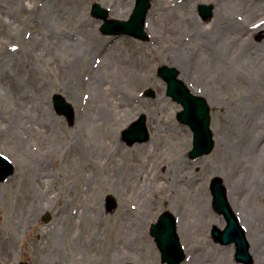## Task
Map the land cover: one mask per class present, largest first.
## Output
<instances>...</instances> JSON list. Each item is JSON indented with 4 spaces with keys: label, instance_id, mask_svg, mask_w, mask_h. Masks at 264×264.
Instances as JSON below:
<instances>
[{
    "label": "rangeland",
    "instance_id": "obj_1",
    "mask_svg": "<svg viewBox=\"0 0 264 264\" xmlns=\"http://www.w3.org/2000/svg\"><path fill=\"white\" fill-rule=\"evenodd\" d=\"M218 1L228 5H223L224 18L220 17L221 25L218 22L221 31L232 30L230 26L237 23L233 26L234 40L222 48L223 40L209 35L214 16L219 17L221 10L217 0H155L147 20L148 42L104 36L100 32L102 22L91 16L92 5L99 3L110 10L111 19L127 20L135 0H0V11L4 12L0 22H5L0 25V153L16 167L13 177L0 182L1 264H68L75 250L71 242L74 224L90 207H95L93 211L101 213L104 220L92 234L98 245L80 252L84 264H163L150 227L166 211L183 215L202 185L208 192L206 209L215 220L206 225L205 232L194 233L190 239L179 230L187 255L182 264H192V260L197 264H222L224 258L231 264H240L235 259V246H222L211 236L214 226L224 228L226 222L213 210L210 183L215 178L225 182L228 176L224 172L226 164L218 160L220 138L241 147L248 143V137L253 150V144L256 146L260 140H250L248 135L252 123L247 121L252 115L260 116V130L264 133V86L253 81V88H247V69L242 60L238 61L245 52L257 55L264 65V0H229L231 4L228 0ZM202 4L217 7L209 21L198 14ZM243 43L248 46L245 51ZM184 46L188 47L184 64H173L172 52ZM120 52L126 54L119 61L123 72L115 74L113 57ZM212 61H221L230 69L229 76L212 74ZM164 65L176 68L181 80L205 97L211 107L216 147L196 161L189 158L192 132L177 120L181 107L167 97L166 84L158 77V69ZM96 81L110 98L123 95L124 100L136 105L126 117L104 123L101 135L107 142L115 139L116 143L108 144L98 154L92 131L88 126L84 129L86 119L80 117L95 106L91 104V83ZM147 89L153 90L154 98L143 96ZM55 94L64 96L72 105V126L57 114ZM101 108L106 110L108 105L96 104L95 110ZM141 114L148 117L151 139L127 146L121 133ZM240 124L244 129L236 134ZM50 125L58 127L57 132L48 131L45 136L34 135L28 129L34 126L47 130ZM73 159L74 164L80 159L75 169L71 167ZM238 164L235 176L240 174L242 185L237 190L244 197L254 189L250 177L257 164L249 158H240ZM86 165L99 167L97 186L90 188L88 200L84 196ZM114 166L118 173L111 180ZM36 170L45 185L34 181ZM138 173L143 177L141 181L135 179ZM162 185L168 186L165 195L159 190ZM110 195L116 200L113 213L106 209ZM29 205L30 219L23 214ZM45 213L53 216L47 224L42 220ZM131 215L141 224L135 229V241L122 249L118 226L126 216L131 220ZM62 219L64 226L59 224ZM19 224L20 228H16ZM57 225L63 226L57 244H44ZM10 232H15L14 239L10 240ZM261 240L260 261L264 264V237ZM222 254L226 255L223 260Z\"/></svg>",
    "mask_w": 264,
    "mask_h": 264
},
{
    "label": "bare ground",
    "instance_id": "obj_2",
    "mask_svg": "<svg viewBox=\"0 0 264 264\" xmlns=\"http://www.w3.org/2000/svg\"><path fill=\"white\" fill-rule=\"evenodd\" d=\"M27 1L31 3L34 0H27ZM230 1L228 0V4L232 3ZM232 1L242 2V0H232ZM224 4L223 5L225 7H228L226 2ZM237 4H240V3H237ZM20 5H23V3L20 2ZM216 5L217 7L221 8V10L219 9V13H218L219 17L218 16L215 17L213 14L214 19H213V23L210 25V28H209V35L217 36L219 39L223 40L224 43L221 46L222 48L234 40L235 33H234L233 26H237V23L234 22L235 24H232L230 26L232 27V30L222 29L221 31L220 26L218 25V22H220V25H221L222 20L220 19V17L224 18L223 13H224L225 7L222 5V2L220 3L218 0L216 2ZM258 7L259 5L256 8ZM166 10H168V8H164V11ZM3 16H4V12L0 11V21L3 19ZM3 24H5L4 21L0 22V25H3ZM67 45H74V44L68 43ZM185 47L188 48L187 46H184L181 48V50H175L174 52H172L173 64H178V65L184 64L188 56L187 53L185 52ZM245 47H248V46L246 45V43H243L242 51H245ZM254 52L258 53V51H254ZM124 55L126 54H124L123 52H120V54H117L113 57V62H112V70H113L112 72L113 73L119 74L121 71L123 72V68L120 67L119 61L120 59H122V56ZM257 57H258L257 55L251 56L250 54H247V53L245 54L244 52V56L240 57L241 59L239 58L238 60V61L242 60V63H243L242 66H244V68L247 69L246 71L244 68H242V70L244 69L245 71L244 74L246 73L245 77L246 78L248 77V80L245 83H246V87L249 89H252L253 85H255L253 81H256V83L260 82L261 85L264 86V65L259 63ZM213 62L214 61L210 63L211 64L210 66H212L210 68L214 70L212 74L215 73L214 75H218V76L221 75L222 77L229 76L230 69L224 67L221 61L216 62L214 64ZM238 71L240 73L242 72L241 69H238ZM91 90H92L91 104H95V106L94 108L92 106L87 111L86 114L81 113L80 117L81 119L82 118L86 119V122H85L86 127H84V129H87V126H88V129L90 128L92 131V134L94 136L95 143H96L95 148L98 154L99 152L103 151V149L108 144L115 145L116 143L115 139H112L110 142H107L106 139L101 135L103 133L100 132V129L101 127L104 126V123L109 122V121L112 122L113 120L122 119L126 117L128 113L131 112L134 107H136V105H133L129 100L128 101L124 100L123 95L120 96V98L118 97H115L114 99L110 98L108 95H106V91L103 89L99 81L91 83ZM96 104L100 105L101 107L106 104L108 105V109L103 110L101 108L97 111L95 110ZM257 108L261 110L259 106ZM262 108L264 111V104L262 105ZM251 112L252 111L250 110L249 113L251 114ZM252 116L253 118H251L250 121H247L249 123H252V127L248 135L250 136V140L259 139L260 142L257 143L256 146L253 144V150H252V143L249 142L248 137H247L248 143L246 144L244 143L241 147L236 146V144L235 145L230 144L228 140H225V138L222 137L219 139V142H218V147H219L218 160H221L226 164V170H224V172L225 174L227 173L228 176L225 178L224 183L229 191L228 200H229L231 207L235 211V213L239 216L241 224L245 226L244 228L246 230V234H247V237L250 243V254L252 255L254 259V264H261L260 258H261V249L263 245V241L261 240V238L264 237V209L262 207L264 206V189H263L264 188V133L260 130V122H259L260 116H258L257 118L254 115ZM57 128L58 127L55 128L54 126L50 125L47 130L43 129L42 127L35 128L34 126H30L28 129L34 135L36 133L37 135L45 136V135H48V131H51V134L53 133V131L57 132ZM243 129H244L243 125L240 124L239 128L236 129L237 131L236 134L241 133ZM261 142L263 143L262 145H260ZM124 152L125 151H121V153H124ZM77 156L78 155H76V157ZM240 158H249L250 160L255 161V163L257 164V167L255 168V171L253 172L252 177H250L251 178L250 180H252L250 181V183L254 189L250 190L251 194L248 195L246 193L244 197L240 196V194L238 193V190H239L238 187L242 185L240 174L238 177L235 176L236 174L235 170L239 169L238 163H239ZM42 160H45V159H43L42 157ZM74 161H75L74 159L71 161V165H72L71 167H74L75 169L78 161L75 164H74ZM175 162H178V161H175ZM116 165L118 164L116 163ZM180 165L181 164L179 162L178 167ZM136 166L138 167V165ZM97 168L99 167L87 166L85 168L87 170V176L85 180V192H84L85 193L84 196L86 198L89 196L90 188L94 190L95 186H97V181H98L97 180L98 178ZM113 168L114 169H111V171L114 174L111 173V177H110L111 180L113 177H115L114 175L118 167L116 168V166H114ZM231 168H232V171H231ZM37 173H39V171L37 172V170L33 173L34 181L40 186L45 185L44 181H41L38 179V177L36 176ZM120 173H122V171H120ZM245 176H246V172L243 171L242 178H245ZM142 178L143 177L141 173L136 174V177H135L136 181H141ZM260 179L262 181L258 182L260 181ZM259 183L261 184L260 188L258 187ZM28 185H29V182L26 181L25 187H28ZM22 186L24 185L22 184L21 187ZM159 190L165 195V193L168 192V186L162 185L161 187H159ZM135 194H136V191H135ZM257 196L258 198H256ZM207 198H208V192L205 189V187L202 185L195 191L194 195L191 198V203H188L187 207L185 208L186 210L184 214L176 216L178 220V224H179V230L180 232H182L183 236L186 239H190L194 233L196 234L198 232H201V233L205 232L206 225L215 220L212 217V215L209 214V211L206 209V202L208 200ZM88 199L90 198H87V200ZM169 204L174 205V202H169ZM90 208L92 211L85 209L79 216L78 222L76 221V224H74V236L71 242L73 246L75 247L74 248L75 250H72L71 256L69 255L68 264H84L83 263L84 259L79 257L81 254L80 252L85 251L87 248L90 249L93 245L94 246L98 245L97 241H95L94 238L92 237V234H94V228L98 224L102 223V221L104 220V216L101 213L93 211L95 210V207L93 208L90 207ZM30 211H31L30 205L24 208L23 214L28 219L31 218ZM128 217L126 216V219L124 220V222L120 224V226H118L122 249L123 248L126 249L127 248L126 245H131V243L135 241V239L137 238L136 237L137 231L135 229H137L138 226L141 224L139 218L134 219L133 216L131 215V220H130V218ZM60 223H62L64 226L63 219L61 220V222H59V224ZM20 226L21 224H19L16 228H20ZM63 226L58 227L57 225L54 231L51 232L49 237L44 241L45 242L44 244L53 245V246L56 245L57 242L59 241L60 234H62ZM13 233L15 235V232ZM13 233L11 234L10 232L11 234L9 235L10 240L12 239V237L14 239ZM202 240H206V238L202 237ZM98 243L100 244L99 241ZM189 249L191 252L190 247ZM221 256L223 260V258L226 255L222 254ZM191 260H192V257H191ZM192 264H197V263L192 260ZM198 264H203V262L199 261ZM222 264H231V262L230 260H227L226 258H224V260L222 261Z\"/></svg>",
    "mask_w": 264,
    "mask_h": 264
},
{
    "label": "water",
    "instance_id": "obj_3",
    "mask_svg": "<svg viewBox=\"0 0 264 264\" xmlns=\"http://www.w3.org/2000/svg\"><path fill=\"white\" fill-rule=\"evenodd\" d=\"M152 0H137L136 8L128 22L108 20V12L102 9L99 5H94L92 14L98 19L104 20L101 31L103 34H128L138 38L146 39L144 32L147 13L151 7ZM200 14L204 20L210 19L212 16L211 8L201 6ZM159 76L168 83V95L184 107L178 118L186 125H189L194 132V148L190 152L191 158H196L204 154H208L214 147L213 135L210 131V109L207 102L200 97L191 94L185 84L178 79L179 72L176 69H171L164 66L159 69ZM146 96H154L153 91H148ZM55 107L59 115H65L70 125L74 121V111L66 100L60 96L54 97ZM124 140L128 145L132 146L136 142H145L149 140V135L146 128V117L142 115L140 119L132 124L124 132ZM14 172V167L5 158L0 156V181H5ZM213 193L215 198V208L225 215L228 226L224 232L219 229H214L212 234L216 241L224 245L235 242L238 247L237 259L246 264L251 263L249 255V246L246 242L245 235L241 231L239 224L233 216L229 208L225 190L222 182L218 179L213 184ZM109 210L115 209V204L109 198ZM49 215L45 216L44 220L48 221ZM152 235L156 238L159 249L162 253L163 262L168 264H179L183 259V251L179 244L176 233V221L170 213H164L159 222L152 226Z\"/></svg>",
    "mask_w": 264,
    "mask_h": 264
}]
</instances>
